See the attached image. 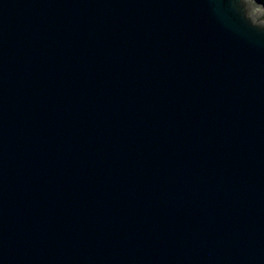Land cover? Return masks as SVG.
I'll return each mask as SVG.
<instances>
[{"label":"water","instance_id":"obj_1","mask_svg":"<svg viewBox=\"0 0 264 264\" xmlns=\"http://www.w3.org/2000/svg\"><path fill=\"white\" fill-rule=\"evenodd\" d=\"M0 264H264V3L0 0Z\"/></svg>","mask_w":264,"mask_h":264},{"label":"trees","instance_id":"obj_2","mask_svg":"<svg viewBox=\"0 0 264 264\" xmlns=\"http://www.w3.org/2000/svg\"><path fill=\"white\" fill-rule=\"evenodd\" d=\"M264 3V0H261Z\"/></svg>","mask_w":264,"mask_h":264}]
</instances>
